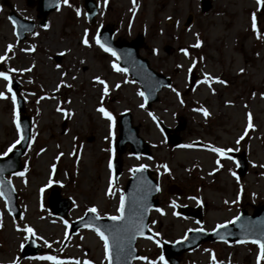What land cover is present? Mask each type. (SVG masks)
<instances>
[{
  "label": "rangeland",
  "instance_id": "obj_1",
  "mask_svg": "<svg viewBox=\"0 0 264 264\" xmlns=\"http://www.w3.org/2000/svg\"><path fill=\"white\" fill-rule=\"evenodd\" d=\"M9 2L15 14L34 21L36 27L35 34L18 41L7 18L9 9L0 0V56H5L0 71L21 85L24 114L30 117L32 129L20 158L24 176H7L17 195L18 218L10 215L0 196V264H53L39 259L42 256H56L64 264H107L96 232L84 228L68 235V226L92 207L102 218L118 215L126 180L132 168L141 164L152 168L162 185L149 228L159 242L176 241L198 227L194 220L180 217L173 202L175 206L203 204L201 227L205 230L236 216L238 200L239 210L249 213L264 202V14L258 12L257 0H209L207 11L201 10V0H135L136 7L133 0H95L94 26L87 21L83 0H69L70 6L61 0L59 8L47 14V29L37 25V0L30 5L27 0ZM188 16L191 20L186 25ZM105 26L114 30L116 40L143 34L141 55L155 71L170 76L171 87L159 93L152 108L145 107L138 85L126 72L113 69L114 56L96 44L97 30ZM85 30L88 45L82 43ZM197 40L198 47L194 46ZM190 71L197 76L196 84L183 96ZM206 76L212 79L205 82ZM95 77L108 85L106 95ZM6 84L0 78V92L5 93L0 98V157L20 135L19 113ZM101 106L114 123L98 111ZM125 111L131 113L140 137L149 142L152 157L147 161L125 152L121 175L116 184L112 182L109 195L115 121ZM249 113L253 128L246 131ZM154 118L168 127L189 120L180 133L183 145L197 140L205 146L245 151L247 173L238 180L233 162L226 157L169 146ZM173 183L185 191L182 197L166 195L165 188ZM54 186L61 199L70 200L64 219L47 209L49 188ZM25 226L34 230L32 236L40 248L34 259L20 256L29 236ZM156 241L138 239V257L146 259H136L134 264H163ZM258 249L255 243H202L185 253L179 264H264V259L257 260Z\"/></svg>",
  "mask_w": 264,
  "mask_h": 264
},
{
  "label": "water",
  "instance_id": "obj_2",
  "mask_svg": "<svg viewBox=\"0 0 264 264\" xmlns=\"http://www.w3.org/2000/svg\"><path fill=\"white\" fill-rule=\"evenodd\" d=\"M60 0H39L38 1V15L42 21L40 25L46 23V16L53 11ZM3 5L9 6L8 0L2 1ZM30 5V1H28ZM210 7L208 0L202 1V10L207 11ZM84 9L86 11L87 19L91 25L95 24V15L97 12V5L94 0H84ZM9 19L15 27V34L18 41L25 38V33H32L34 31V23L32 21H25L18 18L12 11L9 13ZM190 17L186 21V25L189 24ZM114 31L111 27L106 26L98 31L97 38L101 43L110 47L115 53V57L118 61L120 68L125 69L128 76H130L140 87V93L145 104L148 108L151 104L158 100V92L163 88H167L171 84L169 77L164 76L161 73L155 72L150 68L147 59L142 58L139 54L140 48L143 46L144 37L137 36L130 42L124 40L113 41L112 36ZM195 75L190 73L189 86L184 94H187L194 85ZM12 89V96L15 94L16 109L21 113L18 118V124L21 130L20 143L17 144V149L10 152L7 157L0 158V181H3V185H0V191H3V196L6 201V207L14 218H17L20 214L19 206L16 203V194L11 186L10 182L6 179L7 175L20 172L21 163L20 157L25 153L30 138H31V120L30 117L25 115V105L23 98L19 95L20 85L16 81H11L9 85ZM131 114L125 112L120 114L117 119L118 136L114 143V148L117 152V157L113 160L114 167V180L118 179L121 174V156L125 152L127 145L130 146V151L133 155H143L150 157L151 153L149 146L138 135V128L132 125ZM157 125L163 135L166 137L167 142L172 146H177L180 143L178 133L183 128V123L171 130L166 127L161 121L156 120ZM172 132V134H171ZM230 157L237 164V171L239 178H242L247 172V159L244 154L239 156L230 153ZM138 168V167H137ZM132 171L131 177L128 179L123 196L125 198V220L124 221H112L108 218L96 220L95 213L86 212L84 217L76 222H73L69 231L70 234L76 232L78 229L84 228L90 221L97 227H100L102 231L110 238V257L111 264H133L137 257V250L135 247L136 240L139 237H152V234L148 231V218L151 209L155 208L158 203L155 196L159 191L157 187L159 185L155 179L152 178L150 171L145 167L140 171ZM48 209L53 215L59 218H65L67 211L70 208L68 201H63L59 198V190L51 189L50 196L47 200ZM147 211H143V209ZM178 211L182 216H190L201 221V214L199 209H193L189 207H178ZM143 216V223L147 225L144 229V235H135V238H129L128 233L117 232L115 233V239L123 241L124 252L120 253L113 241V232L109 231L110 228H120L126 222L134 223L140 216ZM224 227L216 228L212 232H205L198 230H190L186 233V236L176 241L175 243H161V255L164 257L166 264H179L181 257L185 252H189L199 246L200 243L210 241H226V242H252L253 240L264 241V204L254 207L252 214H247L245 210L239 213V216L234 219L230 224H223ZM93 229V228H91ZM94 230V229H93ZM40 248L35 243L32 236L23 246L21 250L22 257H34L38 254ZM261 254V253H260ZM109 264V260H108Z\"/></svg>",
  "mask_w": 264,
  "mask_h": 264
},
{
  "label": "snow or ice",
  "instance_id": "obj_3",
  "mask_svg": "<svg viewBox=\"0 0 264 264\" xmlns=\"http://www.w3.org/2000/svg\"><path fill=\"white\" fill-rule=\"evenodd\" d=\"M62 3L65 4V5H69V0H62ZM105 3H107V0H105ZM257 3L258 4H261V3H264V0H257ZM59 3L57 4V9L59 8ZM133 6L136 7V4H135V0H133ZM81 13H80V10L79 9H76V15L79 16ZM43 27L45 29L48 28V25L47 24H44ZM252 29L254 32L257 31V23H256V16L255 14L252 15ZM35 34V33H34ZM87 37V30H85V38L82 40V43L85 44V45H88L89 41L88 39L86 38ZM96 44H98L105 52H111L113 56L116 55V53L110 48L108 47L107 45L101 43V41L99 40V38H96ZM200 44V41L197 40V43L196 47H198ZM7 49L8 51H11L12 49V45H8L7 46ZM182 51H185V54L187 55V52L186 50H183ZM5 60V56H0V61H4ZM59 67V66H58ZM112 67L113 69H115L117 72H123L125 71V69H122L120 68L117 64L113 63L112 64ZM243 71V70H241ZM0 78H3L6 82H8V84H6V88H7V91L8 92H12V89L11 87L9 86L10 83H11V79L9 77V75L4 72V71H0ZM96 81L98 83H100L101 85H103V91H104V94L106 95L107 92H108V85L106 84V82L104 80H102L100 77H95ZM209 79H212V77H209V76H206L205 77V82H207ZM218 79V78H216ZM220 83H224V81H218ZM118 87V85H117ZM170 87V86H169ZM139 95L143 96L144 93L141 92L139 93ZM177 95H179V93H177ZM5 96V93L4 92H0V98H4ZM12 100H13V103L15 104L16 103V97H15V94H13L12 96ZM144 105L142 104L141 107H143ZM98 111L100 113H102L109 121H113L114 123V120H113V117L112 115L103 107H99L98 108ZM201 111H204V115L207 116L208 113L206 110H201ZM151 115V114H150ZM247 120H248V123H247V128H246V131L247 129H251L253 128V124L251 122L252 120V117H251V114L249 113L248 116H247ZM112 125H110L111 127ZM17 130L19 131V124H17ZM23 139V137H21L20 139L16 140L15 143L13 145H11L7 151L5 153H3L4 156H7L9 152H11L16 144H19L20 143V140ZM240 139H243V136L240 137ZM239 142V140L237 141V143ZM212 151L216 152V153H219V154H224L226 151H231V149H228V150H225V149H220V148H212L211 149ZM43 151V150H41ZM58 158V157H57ZM108 167L109 169H112L113 167V164H112V161L109 160V164H108ZM146 167V165H139V167L137 169H135V171H140L142 169H144ZM262 167H264V165H262ZM168 169L166 168L165 166V171H167ZM16 175H19V176H24V172H19V173H16ZM3 181H0V185H3ZM49 183H51V181H49ZM111 187H112V181L110 180L109 181V195H111ZM41 191H43V189H41ZM157 191H159V188L157 187ZM5 193L3 191H0V196H4ZM173 207H175V202H173ZM89 212L91 213H97V208L96 207H92L90 209H88ZM118 215H112V216H109L108 219L112 220V221H124L125 220V198L123 195L120 196V199H119V206L117 207L116 209ZM143 211H147V209H143ZM157 211H161L160 209H157ZM95 219L96 220H99L100 219V216L99 215H96L95 216ZM66 225H67V221L64 222ZM153 223H155V221H153ZM85 227H89V228H93L96 232V234L98 235V237L100 238V240L103 242V248H104V254H105V258L109 260V264H111V257H110V238L108 235L105 234L104 231L101 230L100 227H97L94 223H92L91 221L85 225ZM147 227L146 224L143 223V216L141 215L134 223H125L122 227L120 228H110L109 231L113 232V243L116 245L118 251L120 253H123L124 252V244H123V241H117L115 239V233L117 232H123V233H128L129 234V238H135V235H141L143 236L144 235V229ZM218 228L220 227H224V225H217ZM23 231L26 232V233H29L31 235H35V232L34 230L29 227V226H25L23 228ZM150 231V230H149ZM201 231H203V229H201ZM156 235H159L158 233ZM151 238V237H149ZM158 244H159V241H156ZM47 241H45V244L47 245ZM252 243H255L259 246L260 248V255H258L257 257V260L259 262V260L261 259H264V241H261V240H253ZM135 259H146L145 257H134ZM39 259L41 260H49V261H52L53 264H64L63 261L59 260L56 256H42V257H39ZM214 259V258H213ZM159 260L161 262H163V264H166V262L164 261V257L161 256L159 257ZM14 264V262H13ZM85 264H90V262H85ZM149 264H156L155 261H150Z\"/></svg>",
  "mask_w": 264,
  "mask_h": 264
},
{
  "label": "flooded vegetation",
  "instance_id": "obj_4",
  "mask_svg": "<svg viewBox=\"0 0 264 264\" xmlns=\"http://www.w3.org/2000/svg\"><path fill=\"white\" fill-rule=\"evenodd\" d=\"M188 123H189V120H184V128L181 131V133L185 130L186 125L188 126ZM180 137H181V135H180ZM183 143H184V141H183ZM238 209H239V200H238Z\"/></svg>",
  "mask_w": 264,
  "mask_h": 264
}]
</instances>
